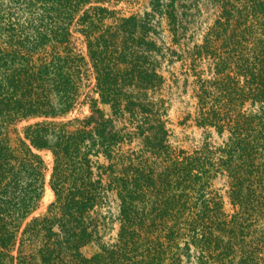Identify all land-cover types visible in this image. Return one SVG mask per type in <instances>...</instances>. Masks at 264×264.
<instances>
[{"label":"trees","instance_id":"16d2710c","mask_svg":"<svg viewBox=\"0 0 264 264\" xmlns=\"http://www.w3.org/2000/svg\"><path fill=\"white\" fill-rule=\"evenodd\" d=\"M123 1L0 0V264H264V0H206L217 15L183 56L195 123L222 141L191 150L169 141L161 63L183 57L202 0H145L142 15ZM78 103L89 113L67 118ZM48 171L54 199L34 215Z\"/></svg>","mask_w":264,"mask_h":264},{"label":"rangeland","instance_id":"374dc122","mask_svg":"<svg viewBox=\"0 0 264 264\" xmlns=\"http://www.w3.org/2000/svg\"><path fill=\"white\" fill-rule=\"evenodd\" d=\"M209 3L206 0H202L198 3L199 12L194 9H190L193 13V19L195 23L190 26L187 32L186 39L180 40L181 51H178L182 56L184 50L188 52L187 48H191L193 44L200 43L203 33L207 30V27L212 24L217 12H212L211 8L208 6ZM122 9L124 15H129L131 13L142 15L144 10H149L145 4V0H125L117 5V7ZM189 10V11H190ZM200 14V15H199ZM154 23L157 26V35L153 38L159 43H163L165 48H171L177 51L178 48L173 44L170 36L169 28L166 21L163 18L156 17ZM196 25V26H195ZM193 35V36H192ZM192 36V38H190ZM160 40V41H159ZM168 54V52H167ZM172 58L171 61H167ZM189 61L184 60V56L179 57L166 55V58L161 63V73L165 78V82L162 87L161 98L165 101V106L167 108L166 115V128L168 129L169 141L172 145L177 147H182L184 149L191 150L202 144L206 135L208 136V141L212 144H220L222 137L218 136L213 128H201L195 123L196 116V99L193 95L192 85L190 82L194 77L189 73ZM208 62H202L198 65L196 70L203 73L204 78H208ZM188 80V81H187ZM92 83V80L90 81ZM102 110L110 116V109L107 105H100ZM89 113V108L85 104L78 103L75 110L68 115L67 118H72L74 116H83ZM25 123V122H23ZM18 125L17 127H20ZM12 140L16 139V134L10 135ZM42 156L48 165H51V155L49 153L42 152ZM49 178V171L46 174V183L44 186L43 196L41 198L39 208L34 212V215L43 213L48 204L53 201V192L47 184ZM213 188L218 189L221 194L224 195V209L227 213H232L233 208L227 195L224 193L228 188L226 185L225 178H217L214 181ZM117 202L113 195L109 194V201L104 204L98 211L101 220L108 221V228L102 234V241L112 242L116 237L118 229L117 220ZM98 250V244L93 242L81 249L82 254L86 257L91 256Z\"/></svg>","mask_w":264,"mask_h":264}]
</instances>
